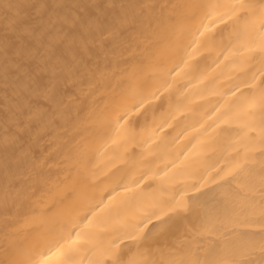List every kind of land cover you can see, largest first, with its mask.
<instances>
[{"label":"bare ground","instance_id":"6f19581e","mask_svg":"<svg viewBox=\"0 0 264 264\" xmlns=\"http://www.w3.org/2000/svg\"><path fill=\"white\" fill-rule=\"evenodd\" d=\"M0 0V264H264V0Z\"/></svg>","mask_w":264,"mask_h":264},{"label":"snow or ice","instance_id":"6c2138e0","mask_svg":"<svg viewBox=\"0 0 264 264\" xmlns=\"http://www.w3.org/2000/svg\"><path fill=\"white\" fill-rule=\"evenodd\" d=\"M237 3H238L241 7H243L242 0H237Z\"/></svg>","mask_w":264,"mask_h":264}]
</instances>
